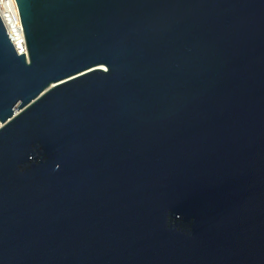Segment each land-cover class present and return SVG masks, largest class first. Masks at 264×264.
Here are the masks:
<instances>
[{"label": "water", "instance_id": "1", "mask_svg": "<svg viewBox=\"0 0 264 264\" xmlns=\"http://www.w3.org/2000/svg\"><path fill=\"white\" fill-rule=\"evenodd\" d=\"M16 2L0 264H264V0Z\"/></svg>", "mask_w": 264, "mask_h": 264}, {"label": "built area", "instance_id": "2", "mask_svg": "<svg viewBox=\"0 0 264 264\" xmlns=\"http://www.w3.org/2000/svg\"><path fill=\"white\" fill-rule=\"evenodd\" d=\"M0 16L17 52L20 55L26 54V39L16 0H0Z\"/></svg>", "mask_w": 264, "mask_h": 264}, {"label": "bare ground", "instance_id": "3", "mask_svg": "<svg viewBox=\"0 0 264 264\" xmlns=\"http://www.w3.org/2000/svg\"><path fill=\"white\" fill-rule=\"evenodd\" d=\"M0 127H1V124H0Z\"/></svg>", "mask_w": 264, "mask_h": 264}]
</instances>
